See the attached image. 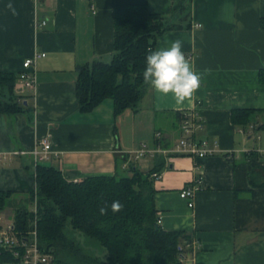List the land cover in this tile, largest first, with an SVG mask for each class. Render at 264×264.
<instances>
[{"label": "crops", "instance_id": "0c3cea01", "mask_svg": "<svg viewBox=\"0 0 264 264\" xmlns=\"http://www.w3.org/2000/svg\"><path fill=\"white\" fill-rule=\"evenodd\" d=\"M186 1L0 0V71L19 74L26 58L45 52L36 61L37 92L24 96L34 106L32 121L24 112L0 113V190L27 194L35 188L33 151L51 133L45 163L68 180L131 174V164L146 174L158 172L151 178L161 227L185 230L200 243L190 264H264V184L250 182L251 171L264 182V132L258 134L264 122V0H191L180 12ZM136 3L183 24L162 33L155 50L179 39L196 71L210 68L211 74L191 106L177 109L170 96L159 100L149 85L136 110L115 117L107 98L81 111L77 65L111 59L114 6ZM194 107L204 123L197 136L217 142L216 154L169 151L182 136L181 112ZM234 108L260 111L243 127L232 122ZM143 143L154 151L136 157ZM193 184L200 187L190 207L180 191Z\"/></svg>", "mask_w": 264, "mask_h": 264}, {"label": "trees", "instance_id": "16d2710c", "mask_svg": "<svg viewBox=\"0 0 264 264\" xmlns=\"http://www.w3.org/2000/svg\"><path fill=\"white\" fill-rule=\"evenodd\" d=\"M191 0L179 9L186 11ZM114 44L111 59H94L78 64L77 96L81 111H91L103 100H113L115 117L126 109H137L149 84L143 80L146 56L155 51L157 38L168 29L180 28V22L167 13L152 12L146 3L115 4ZM264 24V21H262ZM18 74L0 71V113L13 116L24 112L32 121L34 106L29 96L20 100L15 90ZM264 82V69L260 71ZM27 100V102L25 101ZM260 111L234 108L235 125L247 127ZM181 119V114H180ZM264 129V122L259 125ZM255 153V152H251ZM131 174L88 176L79 181L68 180L62 170L52 164L37 163L36 186L27 192L25 202L14 201L13 190H0V212L14 207V221L26 229L33 219L32 204L38 209V236L42 249L53 253L52 264H184L182 258L193 251L194 237L185 230H165L158 222L155 187L151 173H143L134 164ZM252 185H262L250 172ZM120 201L123 209L111 211V203ZM107 207V214L99 209ZM97 239L106 255L94 258L85 252L67 227ZM12 257L0 253V264Z\"/></svg>", "mask_w": 264, "mask_h": 264}, {"label": "built area", "instance_id": "2783aa9c", "mask_svg": "<svg viewBox=\"0 0 264 264\" xmlns=\"http://www.w3.org/2000/svg\"><path fill=\"white\" fill-rule=\"evenodd\" d=\"M41 23L45 24L46 20H42ZM44 55L45 52H36L33 56L23 61V68L18 74L15 85L16 92L21 95L20 100L27 93L32 96L36 94L38 89L36 61ZM203 124L202 114L199 108L194 107L183 110L180 119L182 136L169 151L199 157L218 153L220 150L217 142L212 144L207 138L197 136ZM52 140L53 136L51 133H47L38 140V147L33 151L36 163H45L50 159ZM153 151L154 149H147L143 143L142 147L136 151V157H142L146 153ZM231 154L232 151L227 152L226 156L230 158ZM152 176L158 177L160 174L154 172ZM200 181L201 179L199 178L198 182ZM199 187V184H193L180 191V196L188 201L190 207L194 206L195 193ZM31 208L34 216L26 229H20L16 226L14 220H5L0 216V253L5 252L12 257V260L5 264H52L54 260L53 253L45 251L39 244L37 226L38 209L35 201ZM158 222L160 223V217H158ZM191 246L193 247V251L188 252L182 258L184 264L191 263L195 251L200 247V243L194 239Z\"/></svg>", "mask_w": 264, "mask_h": 264}, {"label": "clouds", "instance_id": "9594fccd", "mask_svg": "<svg viewBox=\"0 0 264 264\" xmlns=\"http://www.w3.org/2000/svg\"><path fill=\"white\" fill-rule=\"evenodd\" d=\"M6 8L13 15L17 11L13 4ZM183 42L179 39L172 41L167 48L151 51L146 56V67L142 76L146 84H149L159 100L171 97L174 106L179 109L186 103L191 106L196 99V93L201 88L204 78L211 74L210 68L197 72L195 65L182 51ZM123 209L120 201L111 203V211L118 213ZM101 215L107 214V207L99 209Z\"/></svg>", "mask_w": 264, "mask_h": 264}, {"label": "rangeland", "instance_id": "374dc122", "mask_svg": "<svg viewBox=\"0 0 264 264\" xmlns=\"http://www.w3.org/2000/svg\"><path fill=\"white\" fill-rule=\"evenodd\" d=\"M263 132H264V129H262V131H260L258 134H262ZM258 134H256V136ZM27 196L28 195L26 194H15L12 197V200L17 201V202L20 201L23 203L25 202V199L27 198ZM14 210H15L14 207L7 206L4 210L0 212V216H4L6 218L13 220L14 213H15ZM67 230L70 233L69 235L74 236L76 241L79 243V245L83 247L85 252H87L90 256H93L94 258L105 257L106 251L97 239L83 235L79 231L72 230L69 226L67 227ZM89 264H93V261L90 262Z\"/></svg>", "mask_w": 264, "mask_h": 264}]
</instances>
